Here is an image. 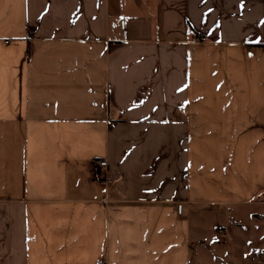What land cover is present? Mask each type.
<instances>
[{"label": "crops", "instance_id": "obj_1", "mask_svg": "<svg viewBox=\"0 0 264 264\" xmlns=\"http://www.w3.org/2000/svg\"><path fill=\"white\" fill-rule=\"evenodd\" d=\"M101 260L264 264V0H0V264Z\"/></svg>", "mask_w": 264, "mask_h": 264}, {"label": "built area", "instance_id": "obj_2", "mask_svg": "<svg viewBox=\"0 0 264 264\" xmlns=\"http://www.w3.org/2000/svg\"><path fill=\"white\" fill-rule=\"evenodd\" d=\"M202 40H204L205 38L202 37ZM97 164L99 167V179L101 180L102 183L104 184H109L113 181L112 177L109 175V168H108V162L105 158L97 160ZM216 233L217 235L222 238L225 239L228 236V232L225 229L222 228H217L216 229ZM98 264H108V262L106 260H101Z\"/></svg>", "mask_w": 264, "mask_h": 264}]
</instances>
